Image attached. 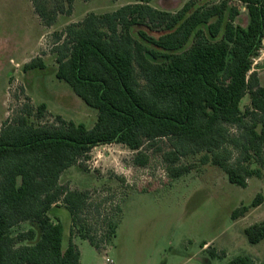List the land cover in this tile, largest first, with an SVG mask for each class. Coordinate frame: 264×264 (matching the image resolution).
<instances>
[{
	"label": "trees",
	"instance_id": "trees-1",
	"mask_svg": "<svg viewBox=\"0 0 264 264\" xmlns=\"http://www.w3.org/2000/svg\"><path fill=\"white\" fill-rule=\"evenodd\" d=\"M74 1L31 0L49 27L59 14L72 13ZM152 1L90 13L55 33V76L98 111L92 128L61 116L47 121V104L29 102L0 128V264H80L76 235L96 250L111 243L118 227L114 217L122 208L117 205L103 216L104 200L61 183L68 169L85 167L100 145H126L144 167L149 163L145 150L167 140L162 158L173 179L190 171L176 167L180 159L197 154H203L202 164L220 168L241 188L262 177L264 86L250 71L264 30V0H241L250 17L246 28L235 23L240 6L226 0L209 6L190 0L177 12L155 9ZM45 69L41 57L23 67L25 74ZM247 95L250 106L242 110ZM263 201L259 193L251 205L233 211V220ZM62 205L72 221L67 248L62 223L51 218ZM94 221H102L105 230ZM26 222L32 228L13 235ZM244 233L250 244H259L264 220ZM227 264L264 261L243 255Z\"/></svg>",
	"mask_w": 264,
	"mask_h": 264
},
{
	"label": "rangeland",
	"instance_id": "rangeland-1",
	"mask_svg": "<svg viewBox=\"0 0 264 264\" xmlns=\"http://www.w3.org/2000/svg\"><path fill=\"white\" fill-rule=\"evenodd\" d=\"M188 1L153 0L150 6L177 12ZM194 1L209 6L225 0ZM134 2L75 0L72 13L59 14L56 23L49 27L36 14L30 0H0V128L25 102L33 106L46 103L47 121L61 116L92 128L98 111L55 76V33L70 23L81 22L90 13L112 12ZM249 19L246 5L241 6L236 25L246 28ZM36 57L43 59L46 69L25 74L24 65ZM256 73L264 86V67ZM248 106L249 95L241 101V109ZM167 150V140L145 150L149 163L142 167L135 163L137 152L126 145H100L92 150L85 167L75 165L62 175L61 183L71 190H88L96 201L104 200L103 216L113 214L117 205L122 208L114 217L118 222L116 236L103 249L96 250L87 240L74 237L81 251V264H227L243 255L251 256L257 263L264 261V240L250 244L244 233L247 227L264 219V201L246 216L232 218L235 209L251 205L259 193L264 197V183L259 184V177L249 179L247 188H241L231 184L220 168L202 164L203 154H197L180 159L176 167H189L190 171L173 179L162 158ZM259 166L253 164L254 168ZM261 169L263 173L264 167ZM51 218L62 223L66 248L72 228L70 212L62 205L52 210ZM99 222L94 221V226L104 231V224ZM30 228L31 223H22L12 233L17 235Z\"/></svg>",
	"mask_w": 264,
	"mask_h": 264
},
{
	"label": "built area",
	"instance_id": "built-area-1",
	"mask_svg": "<svg viewBox=\"0 0 264 264\" xmlns=\"http://www.w3.org/2000/svg\"><path fill=\"white\" fill-rule=\"evenodd\" d=\"M232 3L238 4L240 7L245 6L241 0H226ZM262 67H264V30L263 34L261 37V42L260 46L257 50V54L252 58V66H251V71L252 72H257L259 71ZM107 262H112L111 260L107 259Z\"/></svg>",
	"mask_w": 264,
	"mask_h": 264
},
{
	"label": "crops",
	"instance_id": "crops-1",
	"mask_svg": "<svg viewBox=\"0 0 264 264\" xmlns=\"http://www.w3.org/2000/svg\"><path fill=\"white\" fill-rule=\"evenodd\" d=\"M30 2H31V0H30ZM32 3V2H31ZM8 85V84H7ZM264 183V171H263V173H262V177H259V184H263ZM259 207V206H258ZM258 207H256V208H258ZM264 220V219H263ZM70 240V239H69ZM67 248V247H66ZM81 259H82V256H81ZM80 264H81V262H80Z\"/></svg>",
	"mask_w": 264,
	"mask_h": 264
}]
</instances>
